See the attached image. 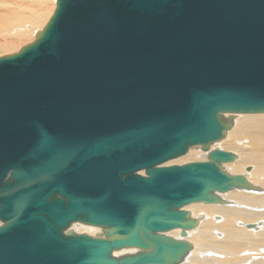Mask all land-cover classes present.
Listing matches in <instances>:
<instances>
[{
  "label": "water",
  "instance_id": "obj_1",
  "mask_svg": "<svg viewBox=\"0 0 264 264\" xmlns=\"http://www.w3.org/2000/svg\"><path fill=\"white\" fill-rule=\"evenodd\" d=\"M246 114H264V0H56L0 56V264H181L186 206L260 191L211 149Z\"/></svg>",
  "mask_w": 264,
  "mask_h": 264
},
{
  "label": "bare ground",
  "instance_id": "obj_2",
  "mask_svg": "<svg viewBox=\"0 0 264 264\" xmlns=\"http://www.w3.org/2000/svg\"><path fill=\"white\" fill-rule=\"evenodd\" d=\"M47 1L0 2L3 5V9L0 8V53L14 50L17 43L28 36V30L32 29L31 25L23 24L25 3L34 14L36 26L42 23L43 14L48 10ZM221 145L220 150H233L230 153L236 156L234 161L223 163V169L232 175H243L260 191L235 189L218 194L225 201L224 205L186 206L185 210L193 218L199 219V225L188 232L186 240L193 245V249L181 264H264V114L237 115L233 128ZM197 152L193 148L186 156L165 165L184 164L188 156H194ZM204 158H207V153H204ZM203 159L200 161H205ZM248 167L250 171L247 172ZM89 229L93 233L97 231L95 227ZM92 232L88 234L93 235ZM168 235L178 238L180 231L172 230ZM121 251L120 254L119 251L114 252L115 256L122 255Z\"/></svg>",
  "mask_w": 264,
  "mask_h": 264
},
{
  "label": "rangeland",
  "instance_id": "obj_3",
  "mask_svg": "<svg viewBox=\"0 0 264 264\" xmlns=\"http://www.w3.org/2000/svg\"><path fill=\"white\" fill-rule=\"evenodd\" d=\"M4 1L6 2V0H0L1 3H4ZM16 2H19V0H16ZM54 3H55V0H49V1H47L48 8L46 7V10L47 9L48 10L43 14L42 23H39V25L37 24L36 26H35V23L33 22V20H34V14L32 13L29 5L27 3H25V7H24V9L22 11L23 24H25V25H31L32 26V29L31 30H28V36L24 40H21V42H18L17 45H16V48L14 50L7 51V52H1L0 53V56L9 55V54H12V53H16L20 48H22L23 46L31 43L34 40V36H35L36 32L41 31L42 28L44 27V25L46 24L48 18L50 17V15H51V13H52V11L54 9ZM0 8L3 9V5L2 4H0ZM248 115H252V114H248ZM253 115H256V114H253ZM257 115H260V114H257ZM222 142H223V140L221 142L217 143V144L212 145L211 148H214L215 147V148L221 149ZM196 150L198 151L196 153L197 155L195 154L194 156H188L187 159H185L183 163L202 160L204 158V153L205 152H203L202 150H200V148H195V151ZM226 151L232 152L233 150L232 151L231 150H226ZM203 160H206V158H204ZM196 204H202V203H196ZM204 205H206V204H204ZM184 209H186V208H184ZM0 224H1V222H0ZM89 227L94 228L93 226H87V225H84V224L76 223V224L72 225L70 229L72 231L76 232V233H80V234L81 233H86V234H88V232L89 233L92 232V230H90ZM95 228L97 229V231L94 232V233L92 232L93 235H91V236H95L96 234L101 233V229L100 228H97V227H95ZM88 235H90V234H88ZM133 250L134 249L122 250L121 252H123V254H126L128 252L129 253H132ZM124 252H126V253H124ZM116 253H118V252H116ZM116 253L114 255H116ZM118 254H120V251H119Z\"/></svg>",
  "mask_w": 264,
  "mask_h": 264
}]
</instances>
